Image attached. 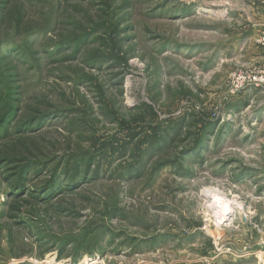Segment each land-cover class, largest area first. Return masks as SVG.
<instances>
[{"label": "rangeland", "instance_id": "obj_1", "mask_svg": "<svg viewBox=\"0 0 264 264\" xmlns=\"http://www.w3.org/2000/svg\"><path fill=\"white\" fill-rule=\"evenodd\" d=\"M255 5L0 0V264H264Z\"/></svg>", "mask_w": 264, "mask_h": 264}, {"label": "built area", "instance_id": "obj_2", "mask_svg": "<svg viewBox=\"0 0 264 264\" xmlns=\"http://www.w3.org/2000/svg\"><path fill=\"white\" fill-rule=\"evenodd\" d=\"M254 43L264 50V31L257 34ZM226 88L230 96L242 93L246 89L259 90L264 93V68L250 65L231 70L227 77Z\"/></svg>", "mask_w": 264, "mask_h": 264}, {"label": "crops", "instance_id": "obj_3", "mask_svg": "<svg viewBox=\"0 0 264 264\" xmlns=\"http://www.w3.org/2000/svg\"><path fill=\"white\" fill-rule=\"evenodd\" d=\"M254 9L257 10V13H256L257 20L256 19L254 20V22H256L255 25L256 24L260 25L261 28L258 29L254 27L253 29L251 28L246 29L247 30L245 31L246 34L242 38L240 36L241 33L233 36L234 39L232 40V44L234 42V44L237 45L238 48L241 47L239 50L238 48L236 49V47L233 50L234 54L230 56L233 58V60H236L239 56H241L243 62H248L251 64L264 62V50L256 46L254 43V39L256 38L257 34L264 31V23H262L264 20V7L256 6V5L255 7H252L250 10V13H253V15L255 13ZM240 53L242 55H240Z\"/></svg>", "mask_w": 264, "mask_h": 264}, {"label": "bare ground", "instance_id": "obj_4", "mask_svg": "<svg viewBox=\"0 0 264 264\" xmlns=\"http://www.w3.org/2000/svg\"><path fill=\"white\" fill-rule=\"evenodd\" d=\"M200 9H201V8H200ZM200 9H199V10H200ZM203 10H204V12L207 13V14H213V15L215 14V15H216V14L218 13L216 10H214V9H210V8H203Z\"/></svg>", "mask_w": 264, "mask_h": 264}, {"label": "trees", "instance_id": "obj_5", "mask_svg": "<svg viewBox=\"0 0 264 264\" xmlns=\"http://www.w3.org/2000/svg\"><path fill=\"white\" fill-rule=\"evenodd\" d=\"M202 138L200 137L198 140H197V142L199 141V140H201ZM196 146V145H195Z\"/></svg>", "mask_w": 264, "mask_h": 264}]
</instances>
